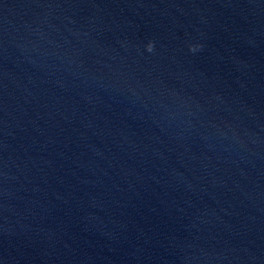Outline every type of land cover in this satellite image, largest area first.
Here are the masks:
<instances>
[{
  "label": "clouds",
  "instance_id": "obj_1",
  "mask_svg": "<svg viewBox=\"0 0 264 264\" xmlns=\"http://www.w3.org/2000/svg\"><path fill=\"white\" fill-rule=\"evenodd\" d=\"M147 50H148L149 52H151V51L153 50V44H152L151 42L147 45ZM190 50H191V51H195L196 48H195V47H190Z\"/></svg>",
  "mask_w": 264,
  "mask_h": 264
}]
</instances>
